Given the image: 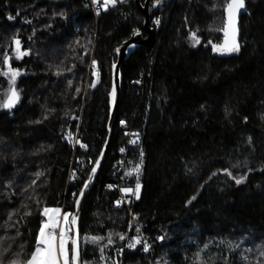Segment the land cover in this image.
I'll use <instances>...</instances> for the list:
<instances>
[{"label": "trees", "instance_id": "trees-1", "mask_svg": "<svg viewBox=\"0 0 264 264\" xmlns=\"http://www.w3.org/2000/svg\"><path fill=\"white\" fill-rule=\"evenodd\" d=\"M154 2V40L121 65L109 150L81 213L82 264H264V0H245L241 48L232 54L214 53L209 43L224 42L225 0ZM155 18L161 20L157 32ZM143 24L133 0L100 8L97 19L85 0H0V73L8 71L5 53L20 72L19 104L0 108V237H15L0 243L12 244L8 258L21 252L27 259L44 206L73 215L83 182H68L70 165L86 158L93 167L107 135L114 49L133 28L146 38ZM192 32L200 40L195 47ZM14 37L29 52L19 60ZM93 59L100 70L95 88L89 86L97 79ZM9 78L0 74V96ZM129 131L139 136L127 164L134 185L131 169L143 160L140 199L131 197L128 209H119L117 193L107 186ZM75 138L85 150L74 147ZM224 169L243 182L237 185ZM37 172L43 173L39 179ZM93 236L103 239L92 243L87 238ZM137 236L142 243L127 248ZM146 240L152 247L147 255L141 253Z\"/></svg>", "mask_w": 264, "mask_h": 264}, {"label": "snow or ice", "instance_id": "snow-or-ice-1", "mask_svg": "<svg viewBox=\"0 0 264 264\" xmlns=\"http://www.w3.org/2000/svg\"><path fill=\"white\" fill-rule=\"evenodd\" d=\"M126 0H103V3H99V0H91L92 5L97 6V15H99V9L103 8L105 11L108 10L109 6H115L117 3H125ZM160 4V0H155L153 3V7H157ZM87 7V5H86ZM242 10L246 11V4L245 0H225V3L223 4V26L219 31L223 32L224 35V42L222 44H213L212 41H209L210 44H212V51L214 53H220V54H232V53H239L241 45L238 42L237 36H238V18L242 14ZM19 15V13H17ZM61 17L63 18V14H61ZM10 21L14 20L15 17L9 15L7 17ZM25 23H30V21L25 20ZM154 24L158 25L160 23L159 19H156L153 21ZM141 32L138 28L132 29V36L129 38V40H126L121 44L119 47L114 49V52L119 54H130L136 47L137 44L134 40L135 37L140 36ZM189 39L193 41L192 46L195 47L197 44L200 43L199 38H197V35L195 32L190 33ZM13 43L16 45L15 52H16V59L19 60L23 56L29 55V52L27 51H21L20 49V40L18 38H13ZM10 57L7 53L4 54V65L8 68V71L6 73H0L3 75H9V88L10 91L6 94V99H4L2 102H0V108L11 110L16 106V104L20 101V95L19 92L15 88V83L17 80V77L20 75V72L16 69H13L9 63ZM98 62L93 59L91 63V67L93 69L92 76L96 77L97 79H94L91 81V84L89 85L91 88H95L100 76V70L97 68ZM117 68V65L115 63L112 64V69L115 70ZM57 75L60 74L59 71L56 72ZM136 83H139V81H136ZM69 86L71 87L72 81H68ZM81 89L79 87L76 88V92L79 93ZM110 96H115V88H113V91L110 93ZM73 119H76L75 117H72ZM47 119V117H45ZM39 123L40 121H36ZM121 124H124V121H121ZM128 135V133H125ZM132 136L135 137V139L131 140L130 143L136 144L139 136L136 133H132ZM65 139H69V137H65ZM251 140V138H249ZM76 143L80 145V148H86V145L83 143H80V141L77 139ZM125 149L121 148V152H124ZM141 157H143L144 153L141 151L140 153ZM91 163V161L89 162ZM100 161L97 159L95 161L96 165H99ZM143 160L141 159L140 163L135 164L134 168L131 169L132 172H135L137 174L136 176V185L135 189L133 190L131 187H122L120 188V191L122 193L131 194L135 196L137 200L140 199V191H141V183L139 180V173L141 170ZM96 172V167H93L91 169V173ZM224 174L228 175L230 179H234L235 183L237 185H240L243 182V177L241 178H235L228 169L223 170ZM130 173H125V175H129ZM217 173H213L212 175L215 176ZM37 179H39L40 176L43 175V173L37 172L36 174ZM74 175V174H73ZM91 175H89L88 180H91ZM211 179V177H209ZM36 181L33 180L29 187H32V185H35ZM88 187V182L86 181L84 183V188L81 189V196L84 194V189ZM111 188L112 185H109ZM24 191H27V189H24ZM75 196V193L73 194ZM30 199H34V197H29ZM196 196H193L188 203L191 204L192 200H195ZM37 204H40L41 201L35 200ZM77 205H79L80 200H76ZM118 205L120 201L116 202ZM30 212H25L24 215H30ZM14 213L9 212L8 214V220L12 221ZM40 215L44 217L40 222V227L38 230V233L35 236V245L33 247V250L28 254L27 259H22L21 252H12L11 258H8V253L12 249V244H8L7 247L0 248V264H78L80 259V249L78 244L77 238L71 239V249L69 250L66 245L68 244V231L71 230V226H75L77 217L75 215H72L69 212H63L59 206L57 207H48L44 206L42 210L40 211ZM71 217V220H70ZM135 219V217H133ZM70 220V223H69ZM15 221H13V224ZM5 226H8V222H5ZM131 226V225H130ZM58 229V237L56 235V230ZM137 233L140 232V228L137 227L135 229ZM119 239L121 241L125 240V235L117 233ZM17 236H19V231H17ZM11 239L12 241L15 240V237H0V243H2L4 240ZM90 241L92 243H97L101 239H103L100 236H93L90 238ZM159 240H163V237H157ZM58 241V242H57ZM113 243L111 237L108 238V244L111 245ZM141 238L137 236L136 238L132 239L129 243H127L125 246L129 249H135L137 245L141 244ZM24 245H20V248L23 250ZM150 245L146 242L143 243V251L147 252L149 251ZM70 251V256H69ZM101 259H104L103 251L104 249L101 248ZM118 252H122L123 248H120L117 250Z\"/></svg>", "mask_w": 264, "mask_h": 264}, {"label": "water", "instance_id": "water-1", "mask_svg": "<svg viewBox=\"0 0 264 264\" xmlns=\"http://www.w3.org/2000/svg\"><path fill=\"white\" fill-rule=\"evenodd\" d=\"M150 2H151V0H146L142 4L140 2V0H134V4H135L138 12L141 13L144 17L143 30L147 34L146 38H143L142 34L140 36H137L134 38V40L137 44V47L143 46V45H149L154 40V30L150 27V14H149ZM244 12H245V10H242V14L238 18V29H239L238 36H237L238 40H239V33H240V20H241L242 15L244 14ZM135 49L130 54H119V55H117L118 59H117V62L115 63L117 65V68L115 70H113V69L111 70V87H110V91H109V95H108L109 113H108V121H107V125H106L107 135H106L105 143H104V145H103V147H102V149H101V151L97 157V159L100 161V163H99V165H96L94 163L93 167H96V172L91 173V171H90L89 175H91L92 178L90 181L87 180L88 187L86 189H84L83 196H81V194H80L81 190L78 193L76 200L77 199L80 200L79 205H77L76 200H75L73 215H75L77 217V220H76L75 226H71V239L72 238L78 239V244H79V249H80V259H79L78 264H82L81 246H80V230H79L82 208H83L86 197L89 195L91 189L93 188V186H94V184H95V182L99 176V173L102 169V166L104 164V161L106 159V156H107V153L109 150V144H110V140H111L112 132H113V122H114L115 113H116V110H117V107L119 104V100H120V95H121V87H122L121 65L129 58V56L135 51ZM113 88H115V96L114 97L110 96V93L113 91ZM18 104H19V102L11 110H8V109H5V110L6 111H12L17 107ZM83 188H84V185L82 186L81 189H83ZM70 249H71V241H70Z\"/></svg>", "mask_w": 264, "mask_h": 264}, {"label": "built area", "instance_id": "built-area-1", "mask_svg": "<svg viewBox=\"0 0 264 264\" xmlns=\"http://www.w3.org/2000/svg\"><path fill=\"white\" fill-rule=\"evenodd\" d=\"M87 5V7H89L93 14L94 17L97 19L98 15H97V6L92 5L91 0H85V6ZM100 12V9H99ZM127 142L126 145L123 149L124 152H119L118 154V167H117V175L115 177L114 183L111 184L112 187L110 188L109 185L107 186V188H110L112 191H115L117 193V201H120L119 205L117 203H115L116 208H123V209H128V206L130 204V201L132 200L131 196H129L128 194L122 193L120 191V188L122 187H134V183L132 180V175H125V173H129L128 171V162L131 159L132 154L134 153V150L136 149V147H138V143H139V139L137 141L136 144H132L130 143L131 140L135 139L134 136H132L131 134L133 132H127ZM77 138H75L74 140V147H80V145L78 143H76ZM82 150H85L86 148H81ZM90 160H87L86 158H78L74 161L73 164L70 165L69 168V175H68V182L69 183H75L76 181H81L84 183L88 180V176L90 173V167L91 163H89ZM74 174V175H73ZM116 201V202H117ZM62 213L64 212L63 208L61 209ZM57 237H58V232L56 233ZM68 238L70 239V236H68ZM146 243H148V241H145ZM150 245V243H148ZM152 250V247L150 245L149 251ZM144 252V253H148Z\"/></svg>", "mask_w": 264, "mask_h": 264}, {"label": "rangeland", "instance_id": "rangeland-1", "mask_svg": "<svg viewBox=\"0 0 264 264\" xmlns=\"http://www.w3.org/2000/svg\"><path fill=\"white\" fill-rule=\"evenodd\" d=\"M99 2H101V3H103V0H99ZM157 18H155L154 20H156ZM153 20V21H154ZM159 21H160V23L157 25L158 27H160V25H161V20L159 19ZM154 24V23H153ZM156 24H154V26H155ZM157 26H155V27H157ZM16 53V52H15ZM10 91V88L8 87V89L6 90V92L4 93V94H2L1 96H0V102H2L4 99H6V94L8 93ZM73 143H75L74 141H73ZM133 190L135 189V185H134V188H132ZM126 194V193H125ZM129 196H131L132 198H134V199H136L135 198V196H133V195H131V194H128ZM45 219V218H44ZM69 223H70V221H69ZM58 232V229L56 230V233ZM68 236H70L71 237V230L70 231H68ZM70 241H71V238H70ZM69 240H68V244L66 245V247L69 249V242H70ZM58 242V241H57ZM150 260V259H149ZM148 263H150V261L148 262Z\"/></svg>", "mask_w": 264, "mask_h": 264}, {"label": "bare ground", "instance_id": "bare-ground-1", "mask_svg": "<svg viewBox=\"0 0 264 264\" xmlns=\"http://www.w3.org/2000/svg\"><path fill=\"white\" fill-rule=\"evenodd\" d=\"M133 1H134V0H133ZM92 13H93V12H92ZM140 14H141V13H140ZM149 14H150V13H149ZM93 15H94V14H93ZM142 16H143V15H142ZM157 19H159V18H157ZM155 26H157V25H155ZM158 29H159L158 26L155 27L156 32H157ZM154 33H155V32H154ZM126 142H127V140H126ZM125 145H126V144H125ZM124 147H125V146H124ZM124 147H123V148H124ZM120 151H121V150H120ZM120 151H119V152H120ZM111 182H112V181H111ZM67 185H68V184H67ZM133 188H134V187H133ZM108 189L111 190L110 188H108ZM117 197H118V196H117ZM116 201H117V200H116ZM131 201H132V200H131ZM131 201H130V202H131ZM115 203H116V202H115ZM62 208H63V207H62ZM62 208H61V209H62ZM63 210H64V208H63ZM69 241H70V239H69ZM148 243H149V242H148ZM151 252H152V250L149 251L147 254H150ZM141 253L147 255L146 253H144L143 248H142V250H141ZM151 261H152V260H151Z\"/></svg>", "mask_w": 264, "mask_h": 264}]
</instances>
